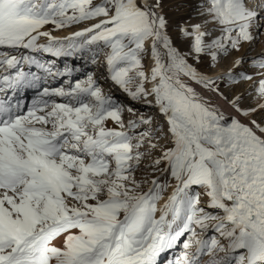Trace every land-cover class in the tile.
<instances>
[{
	"label": "snow or ice",
	"instance_id": "snow-or-ice-1",
	"mask_svg": "<svg viewBox=\"0 0 264 264\" xmlns=\"http://www.w3.org/2000/svg\"><path fill=\"white\" fill-rule=\"evenodd\" d=\"M257 45L264 0H0V264H264Z\"/></svg>",
	"mask_w": 264,
	"mask_h": 264
},
{
	"label": "rangeland",
	"instance_id": "rangeland-1",
	"mask_svg": "<svg viewBox=\"0 0 264 264\" xmlns=\"http://www.w3.org/2000/svg\"><path fill=\"white\" fill-rule=\"evenodd\" d=\"M66 31L70 32L71 30H64V31L58 32L56 34L64 33ZM262 47H264V45H257L255 51L257 53H259L261 51ZM44 58L45 59H52L47 54H45ZM56 63H57V66L60 67V68H63L65 63H67L69 66H74V67H78V64H80L79 66L82 67V72L77 74L80 78H83L84 73H86L87 71L92 70V66L91 65L85 66L83 59H79L78 60L75 57H66V58L65 57H61L59 59L56 58ZM32 95H33V92L31 91L29 96L26 97L27 102H30V99H31ZM123 99H124V97H123ZM169 255H171V253H169Z\"/></svg>",
	"mask_w": 264,
	"mask_h": 264
},
{
	"label": "bare ground",
	"instance_id": "bare-ground-1",
	"mask_svg": "<svg viewBox=\"0 0 264 264\" xmlns=\"http://www.w3.org/2000/svg\"><path fill=\"white\" fill-rule=\"evenodd\" d=\"M70 34V32H68V31H66V32H64V33H60V34H57V35H60V36H66V35H69ZM59 59V58H58ZM80 64H78V67H80L79 66ZM80 68H82V67H80ZM31 93V91H29L28 93H27V97L29 96V94ZM117 95H120L119 93H117ZM121 99H123V96H121Z\"/></svg>",
	"mask_w": 264,
	"mask_h": 264
}]
</instances>
